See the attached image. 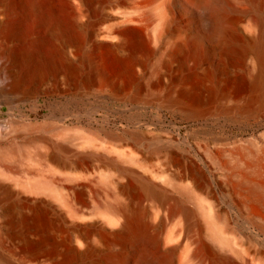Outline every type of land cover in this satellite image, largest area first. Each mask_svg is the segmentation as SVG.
<instances>
[{"label": "bare ground", "instance_id": "6f19581e", "mask_svg": "<svg viewBox=\"0 0 264 264\" xmlns=\"http://www.w3.org/2000/svg\"><path fill=\"white\" fill-rule=\"evenodd\" d=\"M247 2L249 9L231 0H206L195 15L197 30L174 43L177 51L190 49L200 58L212 50L219 54L221 59L210 60L201 74L214 83L209 98H241L227 110L242 114L264 108V0ZM143 5L133 3L123 12V22L143 23ZM92 8V0H0V80L5 84L0 85V102L12 106L26 99L13 93L22 84L24 66L37 78L57 69L58 60L42 49L45 37L61 42L56 53L63 68L73 74L76 65L66 49ZM188 8L183 0L162 4L160 45L172 30L170 22L180 11L187 14ZM28 21L39 24L47 36L25 27ZM103 33L115 41L102 44L122 55L139 42L123 27ZM231 88L252 94L236 96ZM189 90L186 86L173 90L169 99L189 97ZM199 105L185 111L197 116L208 112ZM48 126L42 122L35 127ZM95 140L106 152L72 150L58 142L40 153L48 173L40 182L0 179V264H264V251L253 250V238L240 230L230 211L219 207L215 184L189 162L183 161L179 171L173 169L175 157L169 147L149 153L140 131L127 136L109 133ZM4 154L0 152V157ZM232 154L234 167L219 163L227 173L229 201L246 222L264 233V150L237 147ZM160 155L166 160L162 174L138 169ZM90 160L98 161L96 171ZM108 164L116 165L114 173L104 170ZM159 175L165 181L154 179Z\"/></svg>", "mask_w": 264, "mask_h": 264}, {"label": "rangeland", "instance_id": "374dc122", "mask_svg": "<svg viewBox=\"0 0 264 264\" xmlns=\"http://www.w3.org/2000/svg\"><path fill=\"white\" fill-rule=\"evenodd\" d=\"M165 1L92 0L91 16L66 49L67 57H72L76 65L73 74L63 68L61 57L56 53L61 42L45 37L39 24L26 22L25 27L45 37L42 49L58 60V66L41 78L30 76L24 66L22 84L13 93L24 94L26 99L12 106L0 102V152L5 153L0 157V179L10 183L42 181L43 175L48 173L39 154L55 143L63 142L72 150L99 153L106 151L96 142L97 137L109 133L127 136L129 132L140 131L145 135L149 153L167 146L175 157L173 169L179 171L183 161L189 162L204 179L215 184L219 207L230 211L240 230L253 238V250L264 251V233L257 225L246 222L233 201H229L227 173L219 165L226 162L227 167H234L232 151L237 147L254 152L264 150V108L248 114L234 113L227 108L241 98H209L214 83L203 80L201 74L210 66V60L221 59L219 54L212 50L200 58L190 49L180 52L174 48L175 42L188 37L192 29L197 30L195 15L203 10L206 0H183L189 4L187 14L180 11L170 22L172 30L165 34L160 45L159 14ZM231 1L249 9L247 0ZM136 2L145 5L141 11L145 13L143 23H124L123 12ZM118 27L132 31L139 41L123 55L102 44L115 41L102 32ZM181 61L185 62L184 67H180ZM186 78L189 79L187 84ZM0 85L5 84L0 80ZM183 86L190 88L189 97L170 100L168 95ZM229 90L236 96L252 94L249 89ZM192 96H200L201 100L195 101ZM198 105L209 108L208 112L197 116L185 111ZM42 122L49 123L47 130L36 129ZM15 150L14 154L9 152ZM146 162L144 168L138 169L149 175L152 171L162 174L166 170L162 155L152 156ZM89 163L96 171L98 161ZM127 164L130 163L122 165ZM4 167L6 171H2ZM114 168L115 164L104 165L108 173H114ZM1 172L5 174L2 176ZM165 178L154 177L156 181H165Z\"/></svg>", "mask_w": 264, "mask_h": 264}]
</instances>
